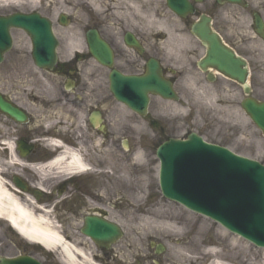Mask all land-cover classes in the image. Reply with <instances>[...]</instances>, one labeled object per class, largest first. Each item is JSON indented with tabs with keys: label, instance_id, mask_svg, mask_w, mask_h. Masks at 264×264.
Listing matches in <instances>:
<instances>
[{
	"label": "rangeland",
	"instance_id": "rangeland-1",
	"mask_svg": "<svg viewBox=\"0 0 264 264\" xmlns=\"http://www.w3.org/2000/svg\"><path fill=\"white\" fill-rule=\"evenodd\" d=\"M163 3V0H144V41L150 53L159 55L165 64L175 62L174 65L182 72L183 77L176 87L181 101L178 104L167 103L152 98L150 119H141L129 113L117 105L112 97L111 101H104L110 98L107 73L93 62L81 67L78 88L74 92H67L62 79L40 72L29 63L28 52H14L7 58L14 62L13 66H0V89L10 90L31 111L32 138L36 139L45 137L46 132H57V137L62 138L64 135L70 141L84 138L86 133L82 126L88 111L83 110L77 115L76 96H81L86 106L102 105L110 121L112 137L111 143L105 144V153L104 147L93 149L96 162H102L104 157L108 160L103 161L102 185H98L95 178V188H104L107 194L120 189L127 195L128 204L134 205L128 213L127 230L132 242L128 244L125 264H135L137 260H140V264H174L172 258L178 255L190 258L180 261V264H209L210 261L203 254L211 247H216L219 254L229 256L227 262L230 264H264V250L229 233L208 218L166 200L158 188L159 161L156 150L169 137L184 139L195 133L210 144L225 147L237 155L264 164L263 137L247 125L237 111L234 105L237 99L229 101L228 85L219 87L216 84H204L199 74H196L193 65L202 56L203 49L194 38L188 36L181 22L166 10ZM104 6L101 4L98 7L104 9ZM5 8L1 7L0 11L5 12ZM229 29L226 31L227 36H233L236 31L232 30L233 27ZM164 33L166 38H156ZM24 41L18 44L26 45ZM14 54L22 55V61ZM61 54L67 58L74 53L62 51ZM8 73L10 76L7 78ZM219 90L225 96L219 97ZM151 121L157 122L161 129L153 128ZM123 140L129 142L130 150L120 148ZM13 172L23 175L30 183L38 184L40 179H45L40 178L35 171L31 176L18 167L11 169L10 173ZM58 181L50 179L44 182L45 189L54 190ZM160 211L164 218L176 223L177 236L171 238L170 242L146 230V224L151 223V214ZM158 222L159 219L155 221V226ZM192 240H195V245L190 247ZM150 241L163 244L166 247L165 254L156 256L155 249L150 248ZM28 245L6 221L0 220V257L29 255L42 264H59L57 252L43 253L42 249L39 252L28 248Z\"/></svg>",
	"mask_w": 264,
	"mask_h": 264
},
{
	"label": "flooded vegetation",
	"instance_id": "flooded-vegetation-1",
	"mask_svg": "<svg viewBox=\"0 0 264 264\" xmlns=\"http://www.w3.org/2000/svg\"><path fill=\"white\" fill-rule=\"evenodd\" d=\"M163 1L165 3V0ZM91 3L105 4V6L100 12H93L92 10L95 8ZM143 3L144 0H18L6 12H0V17L15 14L37 16L51 24L58 42V51L81 53L79 56L60 61L54 70L58 77L66 80L72 78L78 75V65L88 64L89 61H92L87 42L89 32H96L112 49L114 64L118 71L128 75H142L146 70V62L153 57L144 46ZM188 3L193 5L194 14L181 20L184 30L191 32L194 23L198 22L202 16L209 18L211 29L224 42L228 52L235 55L236 59L245 62L248 86L241 87L237 82L221 73H216L213 76L212 73L200 71L202 79L206 82L214 80V84H218L219 87L224 84L228 85L230 87L228 95L236 96L235 108L243 114L241 101L246 98H253L259 104L264 103V40L256 35L258 21L263 26L264 35V0H239L238 3L225 0H188ZM230 27H233L232 30L238 33L235 32L233 36H227L226 31L230 30ZM12 37L13 48H17L16 52L32 50L28 36L23 31L13 30ZM161 37L163 38V36ZM22 40L28 44H18ZM127 41L145 48L143 54L140 55ZM205 53L206 50L204 55ZM12 63L14 62L8 61V65L10 64L11 67ZM171 73L169 68L164 67V75H167L171 81L177 82L176 73ZM9 76L10 74L7 75V78ZM247 90L250 92L248 96L246 95ZM2 95L8 101L20 106L14 93L2 92ZM218 96L225 95L223 91L219 90ZM76 99L75 107L81 111L86 110L87 106L83 98L76 96ZM101 106L99 105V107ZM244 116L248 123L255 128L254 123L250 122L245 114ZM104 123L109 128L106 118ZM85 129L84 138L74 143L73 146H76L75 149L80 152L81 158L86 164H92L94 162L95 133L102 136L103 134L99 133L97 129H93L89 124H86ZM20 141L27 144L33 142L34 145L30 147L29 151L23 152L25 148L19 150L17 147V143ZM8 144H13V154L18 156L24 165L22 169L31 176L32 174L26 167L30 168L33 164L45 162L50 158L40 147V144L32 139L29 124L17 125L12 119L0 113V160L2 164L6 163L9 156ZM11 178L14 182V174ZM122 199L123 197L118 195L113 203L110 195L105 197L100 188L96 190L93 175L85 173L62 179L53 191L48 195H43L40 203L53 206L55 218L62 227L61 233L66 242L84 247V249L85 246L90 245L95 250L90 254L103 264H122L129 239L126 236L128 205ZM87 216H96L115 224L121 230L122 236L114 243L109 244L108 248L97 247L92 239L82 233Z\"/></svg>",
	"mask_w": 264,
	"mask_h": 264
},
{
	"label": "water",
	"instance_id": "water-1",
	"mask_svg": "<svg viewBox=\"0 0 264 264\" xmlns=\"http://www.w3.org/2000/svg\"><path fill=\"white\" fill-rule=\"evenodd\" d=\"M167 4L175 14L182 17L191 10L186 0H168ZM0 26L4 29L0 31V61L2 52L10 46L6 35L9 27H22L27 30L35 45H41L39 39L46 36L34 27L20 26V20L17 18H9L0 23ZM194 33L209 48L204 64L229 73L244 83L242 73L241 76H236L231 70L228 72V53L205 25H197ZM3 41L5 43L1 46ZM97 44L100 42L97 41ZM92 53L101 64L111 66L109 50H95ZM34 59L40 67L49 69H52L56 61L54 51L35 52ZM147 66L148 72L141 78L124 77L115 71L111 75V91L115 97L143 116L147 114L149 94L166 100H178L171 83L162 78L158 64L151 61ZM200 66L205 67L202 63ZM245 108L264 133V105L259 106L251 102ZM0 110L18 122L25 121L20 111L5 105L1 100ZM157 155L161 161L160 186L165 198L211 218L232 233L257 247L264 248L263 166L252 160L241 159L224 148L206 144L195 134H190L187 141L170 140L160 146ZM19 187L27 191L26 187L20 184ZM0 264L40 263L29 257H19L0 259Z\"/></svg>",
	"mask_w": 264,
	"mask_h": 264
},
{
	"label": "bare ground",
	"instance_id": "bare-ground-1",
	"mask_svg": "<svg viewBox=\"0 0 264 264\" xmlns=\"http://www.w3.org/2000/svg\"><path fill=\"white\" fill-rule=\"evenodd\" d=\"M17 1L0 0V8L14 4ZM52 145L59 147L61 150L63 149V153L48 167L37 170L41 178L50 174L65 176L88 170L78 153L62 147L59 142H53ZM8 152L9 156L4 165L0 160V220L8 222L16 233L26 241L39 244L50 251L60 250L64 264H95L82 249L66 243L62 238L58 225L51 220L50 214L41 210L34 200L11 183L9 171L12 168L22 166L23 163L13 154V144H8ZM47 170L48 173L44 174ZM38 187L42 188L41 186ZM157 219H159V222L155 226ZM175 224L174 220L164 218L162 211L155 212L153 215L151 214V223L146 224V230L158 235V237L161 235L164 240L167 239L170 242L171 238L177 236ZM194 243L195 240H192L189 243L190 247L194 246ZM203 257L210 260L209 264H230L227 262L229 256L219 254L216 247L206 250ZM185 259L190 260V258L188 259L182 255L172 258L174 264H180V261Z\"/></svg>",
	"mask_w": 264,
	"mask_h": 264
}]
</instances>
